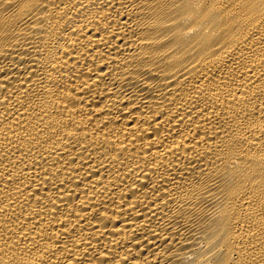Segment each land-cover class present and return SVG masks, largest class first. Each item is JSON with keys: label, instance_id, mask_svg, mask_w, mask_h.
Listing matches in <instances>:
<instances>
[{"label": "bare ground", "instance_id": "6f19581e", "mask_svg": "<svg viewBox=\"0 0 264 264\" xmlns=\"http://www.w3.org/2000/svg\"><path fill=\"white\" fill-rule=\"evenodd\" d=\"M0 264H264V0H0Z\"/></svg>", "mask_w": 264, "mask_h": 264}]
</instances>
